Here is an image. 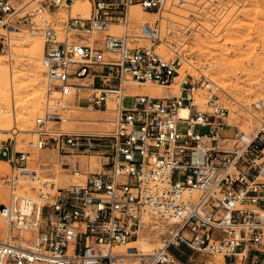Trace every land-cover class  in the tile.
I'll use <instances>...</instances> for the list:
<instances>
[{"label": "built area", "instance_id": "built-area-1", "mask_svg": "<svg viewBox=\"0 0 264 264\" xmlns=\"http://www.w3.org/2000/svg\"><path fill=\"white\" fill-rule=\"evenodd\" d=\"M77 1L90 4L89 14L69 15L63 32L96 36L92 45L61 40L49 21ZM223 5L32 0L16 7L0 0V52H10L11 34L22 29L40 36L46 97V111L35 119L37 138L27 149L13 137L0 142V159L10 169L2 179L8 198L0 207V264H192L194 254L206 258L196 264L218 257L224 264H264V116L249 133L225 124L220 87L185 68H191L190 36L214 28ZM133 6L156 20L136 22ZM145 84L175 93L130 92ZM71 104L96 111L112 104L113 129L51 128L65 121L57 110ZM253 106L259 111L263 103ZM49 148L106 161L84 185L56 187L29 164L32 151ZM23 182L33 185L35 196L19 188Z\"/></svg>", "mask_w": 264, "mask_h": 264}, {"label": "rangeland", "instance_id": "rangeland-1", "mask_svg": "<svg viewBox=\"0 0 264 264\" xmlns=\"http://www.w3.org/2000/svg\"><path fill=\"white\" fill-rule=\"evenodd\" d=\"M10 1L14 6L21 7L32 0ZM217 2L225 5L220 12L216 13L218 20L215 27L207 26V30H198L190 36L186 43L185 55L191 63V68L186 66L185 68L193 75H197V71L205 73L220 87L222 102L229 112L228 122L249 133L257 127L258 119L264 116V0H217ZM80 4V7H83L87 13L84 16H88L90 4L83 2ZM74 6L70 11H57L49 18V21L58 31L61 40L65 37V39L68 38L67 41L92 45L91 38L94 39L96 36H77L71 33L69 37L63 32L62 23L69 15H74L72 11ZM134 7L131 10L136 22L156 20V16L146 14L138 6ZM174 12L180 16L188 15L181 10ZM164 15L174 21L185 23L180 16ZM2 33L0 29V34ZM42 53L43 41L40 36L31 35L23 29L11 34L10 52H0V142L12 137L16 138L21 150L27 149V142L36 140L35 119L46 111ZM192 66L196 68V71ZM149 85L159 91L168 92L155 84ZM68 99L71 101L72 97ZM257 101L263 102V107L259 111L253 108V104ZM124 104L131 106L132 100H126ZM107 109L96 111L71 104L64 111L57 110L62 112L65 121L50 123V127L75 131L77 126H84L85 122L95 123L99 119H104L101 114L111 110L110 121L107 122L108 129H104L109 131L114 126V106L109 104ZM80 128L83 129L82 131L86 129V127ZM89 132H99V130ZM224 134L229 135L230 132L225 130ZM227 144L232 145V142H227ZM71 160L78 161L79 175L71 172L69 163ZM81 160L84 165L81 163L80 166L79 161ZM103 160L102 156L94 154L70 153L60 148H49L32 151L29 164L38 169L43 178L57 185L61 180H67L70 183L81 182L58 186L68 187L84 185L90 175L97 174L94 171L99 169L98 164ZM9 176V166L0 159V206L4 205L8 198L7 182H2V179L7 180ZM18 185L19 188H24L29 194L35 196V188L31 183H19ZM4 234L5 224L0 219V240L4 239ZM25 237L30 239L31 234L25 233ZM187 255L189 253L185 252V256ZM201 261H206V258L199 254L192 256V264ZM212 263L224 264L220 257Z\"/></svg>", "mask_w": 264, "mask_h": 264}, {"label": "bare ground", "instance_id": "bare-ground-1", "mask_svg": "<svg viewBox=\"0 0 264 264\" xmlns=\"http://www.w3.org/2000/svg\"><path fill=\"white\" fill-rule=\"evenodd\" d=\"M80 2H83V3H85V4H87V5H89L88 4V2L87 1H77L73 6H74V8H73V14H81V15H87V13L84 11V8L82 7H80ZM134 7V6H133ZM135 8V7H134ZM147 14V13H146ZM149 15H151V14H149ZM14 34V33H13ZM75 38V37H74ZM77 38V37H76ZM79 39V38H78ZM91 40L93 41V39L91 38ZM73 42V41H72ZM1 64V63H0ZM1 66V65H0ZM193 67V66H192ZM193 69L196 71V68L195 67H193ZM156 85V84H155ZM158 86V85H157ZM131 91V93L132 94H147V95H150V96H152V97H162V96H167V95H171V94H173V93H175V88H173L172 90H170V91H168V92H162V91H159V90H157L156 88H154L153 86H151V85H149V84H145V85H132L131 86V89H130ZM259 102H261V101H259ZM263 103V102H262ZM111 109V108H110ZM108 110V109H107ZM110 112H112L111 110L110 111H107V112H104L103 114H101V115H103L104 116V119L102 118L101 120L99 119L98 121H96L95 123H87V122H85V125L84 126H77V128H75V129H77V130H83V129H81L80 127H86V129H84V131H86V132H89V131H92V130H99V132H105V130L104 129H108V125H107V122H109L110 121V116H109V113ZM186 110H181L180 111V113H181V115H185L186 114ZM114 113V112H113ZM249 115V114H248ZM223 119H225V124H229V125H232L231 123H229L228 122V118L227 117H224ZM82 120V119H81ZM93 121V120H92ZM114 121H115V119H114ZM77 122H78V120H77ZM76 122V123H77ZM113 125H114V122H113ZM233 126V125H232ZM235 126V125H234ZM236 127H238V126H236ZM239 128V127H238ZM239 129H241V127L239 128ZM103 130V131H102ZM242 130V129H241ZM110 131V130H109ZM36 135V134H35ZM92 162H93V160H91ZM104 161H106V160H104ZM77 162L78 161H75V160H71L69 163L71 164V172L73 173V174H75V175H79L80 174V172H79V170H78V167H77ZM60 163V162H59ZM59 163H57L58 164V166H59ZM79 163H80V166H81V163L84 165V163H83V160H81V161H79ZM98 163V162H97ZM93 164V163H92ZM91 164V165H92ZM97 165V164H96ZM99 166H98V170L97 171H94V173H99V171H100V169H101V163L100 164H98ZM93 166V165H92ZM91 166V167H92ZM94 167H96V166H94ZM77 180V179H76ZM79 180V179H78ZM23 183H25V182H23ZM51 183H53V182H51ZM69 183H70V181H67V180H61L60 182H59V185L60 186H66V185H69ZM79 183H81V182H78V183H70V184H79ZM56 187H58L59 185H57V184H55V183H53ZM28 187H29V185H28ZM24 189V188H23ZM24 191H27V190H25L24 189ZM1 207V206H0Z\"/></svg>", "mask_w": 264, "mask_h": 264}]
</instances>
